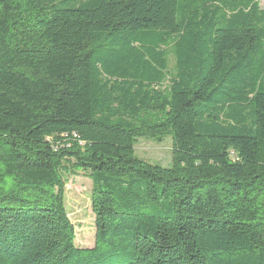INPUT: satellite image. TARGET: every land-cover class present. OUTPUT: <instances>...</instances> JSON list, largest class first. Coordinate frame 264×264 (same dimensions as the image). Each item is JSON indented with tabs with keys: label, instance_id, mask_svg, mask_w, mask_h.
Returning a JSON list of instances; mask_svg holds the SVG:
<instances>
[{
	"label": "trees",
	"instance_id": "trees-1",
	"mask_svg": "<svg viewBox=\"0 0 264 264\" xmlns=\"http://www.w3.org/2000/svg\"><path fill=\"white\" fill-rule=\"evenodd\" d=\"M0 264H264L259 0H0Z\"/></svg>",
	"mask_w": 264,
	"mask_h": 264
},
{
	"label": "rangeland",
	"instance_id": "rangeland-1",
	"mask_svg": "<svg viewBox=\"0 0 264 264\" xmlns=\"http://www.w3.org/2000/svg\"><path fill=\"white\" fill-rule=\"evenodd\" d=\"M264 9V0H259ZM173 139L166 136L162 142L139 139L136 155L152 165L164 168L172 165ZM92 182L83 173L68 177L66 186V208L68 216L75 227L78 248L90 249L95 243V217L91 211Z\"/></svg>",
	"mask_w": 264,
	"mask_h": 264
}]
</instances>
